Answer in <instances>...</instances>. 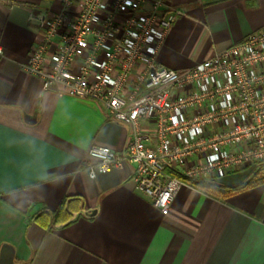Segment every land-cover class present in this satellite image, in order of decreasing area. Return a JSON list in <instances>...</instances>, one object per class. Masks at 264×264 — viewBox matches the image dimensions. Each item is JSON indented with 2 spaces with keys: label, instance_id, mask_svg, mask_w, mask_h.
Segmentation results:
<instances>
[{
  "label": "crops",
  "instance_id": "obj_1",
  "mask_svg": "<svg viewBox=\"0 0 264 264\" xmlns=\"http://www.w3.org/2000/svg\"><path fill=\"white\" fill-rule=\"evenodd\" d=\"M171 7L179 14L157 62L177 72L264 29V0H172ZM60 9V0H0V145L8 176L0 186V264H264V185L219 199L184 182L163 215L136 188L130 164L88 177L95 163L88 149L124 155L131 129L95 100L44 91L26 71L31 49L44 42L29 15ZM250 175L200 181L236 186ZM64 198L73 223L29 221Z\"/></svg>",
  "mask_w": 264,
  "mask_h": 264
},
{
  "label": "built area",
  "instance_id": "obj_2",
  "mask_svg": "<svg viewBox=\"0 0 264 264\" xmlns=\"http://www.w3.org/2000/svg\"><path fill=\"white\" fill-rule=\"evenodd\" d=\"M171 2L60 0L55 14L29 15L44 42L26 65L44 91L95 100L130 127L124 155L88 149V177L130 164L136 188L163 215L184 185L168 170L214 182L264 163V29L192 68L169 70L157 53L179 14Z\"/></svg>",
  "mask_w": 264,
  "mask_h": 264
},
{
  "label": "trees",
  "instance_id": "obj_3",
  "mask_svg": "<svg viewBox=\"0 0 264 264\" xmlns=\"http://www.w3.org/2000/svg\"><path fill=\"white\" fill-rule=\"evenodd\" d=\"M167 173L182 180L185 183H188L192 187L204 192L205 194L217 197L219 199H224L244 190L258 188L264 185V163H259L256 166L246 182L236 186H223L220 184L208 183L206 181L186 179L183 178L178 172H174L173 170H168ZM65 205L68 207L66 198H64L59 204V207L56 211L48 212L46 210H40L35 213L29 219V221L42 222V218L47 217L46 219H49L48 226L50 228L57 226H67L73 223L76 217H73L70 213H66L67 211H64L66 210Z\"/></svg>",
  "mask_w": 264,
  "mask_h": 264
},
{
  "label": "snow or ice",
  "instance_id": "obj_4",
  "mask_svg": "<svg viewBox=\"0 0 264 264\" xmlns=\"http://www.w3.org/2000/svg\"><path fill=\"white\" fill-rule=\"evenodd\" d=\"M0 140H2V134H0ZM35 164L41 163L39 159L34 161ZM8 179V176L6 174L5 168H4V154L2 151V145H0V186H2L6 180Z\"/></svg>",
  "mask_w": 264,
  "mask_h": 264
},
{
  "label": "rangeland",
  "instance_id": "obj_5",
  "mask_svg": "<svg viewBox=\"0 0 264 264\" xmlns=\"http://www.w3.org/2000/svg\"><path fill=\"white\" fill-rule=\"evenodd\" d=\"M252 172V171H251Z\"/></svg>",
  "mask_w": 264,
  "mask_h": 264
}]
</instances>
